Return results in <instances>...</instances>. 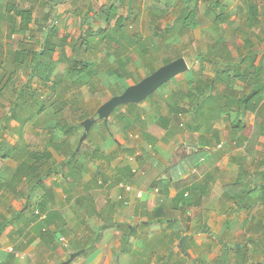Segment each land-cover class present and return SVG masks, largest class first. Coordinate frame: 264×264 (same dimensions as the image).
<instances>
[{"label": "crops", "instance_id": "crops-1", "mask_svg": "<svg viewBox=\"0 0 264 264\" xmlns=\"http://www.w3.org/2000/svg\"><path fill=\"white\" fill-rule=\"evenodd\" d=\"M60 1L52 0L50 9L53 2ZM243 2V48L249 51L243 52L245 55L239 62L260 57V77L264 79V0ZM251 5L256 10L252 11ZM250 15L254 17L251 27L247 25ZM236 46L240 43L233 46L235 51ZM6 50H0L2 62ZM231 51H225L219 60L237 66ZM8 68L11 67L5 69ZM200 79L193 102L183 98L188 96L187 91L173 92L170 84L169 89L156 91V97L150 101L133 104L136 106L127 103L124 116L128 121L119 127L114 120L110 130L95 132L91 137V127L87 131L84 124L86 137L76 144L73 136L69 140L76 150L72 154L76 158L73 175H69L65 155L50 146L53 171L44 175L46 167L40 165L37 172H32L29 168L35 164L32 152L44 150L48 138L24 128L38 127L41 121L27 117L23 126L21 121L12 120L14 134L9 138L5 135L0 141V264H141L140 257L148 264H157L158 256H169L172 250L173 259L179 257L178 252L182 253L183 264H194L198 259L195 255L203 253L208 254L210 261L223 255L218 264H227L229 259L224 251L243 248V244L231 245L224 240L229 233L235 232L236 238L261 240L262 245L264 98L254 112V135L251 123L246 120L250 111L238 113L243 109L238 102L230 112L236 113L231 121L225 115L228 108L224 107L220 114L211 111L226 89L221 88L226 79L214 97L210 92L203 97L199 94V86H205L203 77ZM231 92V98L237 97L235 100L242 95ZM200 98L208 100L205 105L208 107L197 115L194 107ZM209 98L216 102L211 104ZM120 118L124 119L121 115ZM104 122L107 124L108 120ZM88 141L91 142L87 144ZM254 142L255 173H245V179L241 158L250 153ZM5 144L8 151H3ZM45 161L43 158L42 162ZM254 175L255 189L240 190L239 181L250 183ZM127 186L133 190L127 191ZM235 190L251 194L238 199L234 197ZM139 191L143 193L140 197ZM252 206L255 225L244 230L251 219L248 214L244 217L243 212ZM183 236H188L185 253L179 247ZM244 245L251 248L250 242ZM83 249V253L69 261L73 253ZM263 256L257 254L255 260L264 262ZM184 257L190 260L185 261ZM160 264L170 263L163 260Z\"/></svg>", "mask_w": 264, "mask_h": 264}, {"label": "rangeland", "instance_id": "rangeland-1", "mask_svg": "<svg viewBox=\"0 0 264 264\" xmlns=\"http://www.w3.org/2000/svg\"><path fill=\"white\" fill-rule=\"evenodd\" d=\"M42 1L46 2V4ZM51 2L52 0H0V13L5 12L8 3H16V6L20 9L33 11V21L30 23L28 30L25 32L19 31L13 37L9 35V22L3 16L0 17V45L7 46L6 60L10 62L9 58L14 56L13 52L19 49L25 42L32 49L40 50L39 52L45 50L49 53H46L47 56L43 57L44 62L41 64L44 67L43 69H47L49 64L53 67V71L50 72V78L47 77L46 79H40L37 74L39 72L35 68L34 75L31 76L33 71L31 66L16 69L15 64L11 63V67L9 63L4 65L11 67L10 69H5L7 68L6 66L0 69V141L3 137L5 138V135L9 138L14 134L15 131L11 127L12 120H19L24 126L33 113H36L34 120L43 121V119H51V103L56 99L60 105L66 100L72 106L69 109L76 108L75 111L68 110L70 113H67L71 122L75 124L74 130L67 136L68 141L73 136L75 144L83 137L85 131L84 124L89 118L95 119L89 132V136L91 135V137L95 132H104L108 128L110 130L114 120L117 126L124 124L128 121L124 116L128 105L123 104L110 114L109 125L105 122L103 124L104 118L98 119V109L113 96L123 93L128 86L141 81L160 66L180 57H183L188 63L187 71L174 77L159 89L162 92L171 84L173 92H177L175 90L187 91L188 96H183V98H185V101L190 99L193 102L195 99L192 96L195 93V87L201 83L198 82L201 80L200 78L203 77L202 82L206 84L207 78L217 76L216 71L212 70V66L209 63H203V60L197 56L202 52L205 55L208 54L211 46L215 47L213 53L222 58L225 55V51L232 50L229 52L230 56L232 53L234 54V62L237 64V68L241 69V71L237 70L238 74L245 73L246 71L244 70L250 65V60L244 63L239 62V59H242L245 55L243 52L248 50V48H243V40L245 39L244 34H242L245 12L243 0H223L222 4L225 6L226 11L224 18H219L220 20L216 19L215 10L218 8L209 6L208 2L204 0L185 3L186 6L183 0H132V3L130 0H61L56 6L55 2H53L54 8L50 9ZM110 4L117 6V12L113 15L110 14V19H107L106 15H103L105 12L101 8L107 7ZM185 11H194L196 13L193 22L184 27L181 32H179L178 25V32L176 33L169 31L167 32L168 36L165 33H161L167 27L175 26L176 18L182 17ZM120 16L124 18L122 20L123 30L119 32L118 29L117 32H114ZM173 29L175 28L173 27ZM112 32L114 33L112 36L116 38L117 42L109 41L111 37H106L108 34H112ZM163 35H165V40H161ZM220 37L225 38L224 41L227 45L222 44L224 41L222 43L217 42ZM22 39L28 40H23L24 42L20 44L19 40ZM84 40H88L90 43V49L87 51L79 45ZM6 41L7 43H5ZM142 41L148 43V46L143 47L141 45ZM61 42H66V45L64 47L59 46ZM238 42L240 46H236L237 50L235 51V47L233 46ZM105 43L111 45V48L106 46ZM54 44L56 45L55 51H51L50 47ZM74 45L78 49L72 53ZM50 54L54 55L53 60L50 58ZM59 54L70 58H78L77 62L79 66L89 61L91 65L93 64L99 70V73L95 75L93 82H88V84L83 86L74 85L67 75V69L70 67L68 60H58ZM120 59L126 63L130 76H123L121 78L118 76L116 70L120 67ZM1 60L2 55H0V62H2ZM223 67L220 66L221 70L224 69ZM11 73L13 74L12 78L6 83ZM192 74H195L196 77L195 81L190 83ZM53 80H56L58 83L55 92L53 91V87H51ZM242 81L241 78L233 81L226 79L221 84V88L237 91L239 96L241 92L249 93L248 89L252 90V88L246 89ZM154 94L156 95V92ZM154 94L150 95L146 100L150 101V98L156 97ZM163 102H166V98H164ZM31 103L33 104L32 106L29 105ZM164 103L162 104L164 111H166ZM128 104H130L129 106L137 105ZM230 112L225 110V115L229 113V121L236 117L235 111H233V114ZM118 114L123 116L124 119L120 118ZM247 114L246 120L252 126L250 127V131H253L255 135V113L250 111ZM114 117H117V119ZM201 121L203 120L201 119ZM54 122L52 119L47 124L52 125ZM227 126L230 129V124ZM24 128L30 133H40V136L48 138L46 131L40 126L35 127L33 125V127L25 126ZM124 132L126 133V131ZM90 142L88 141L87 144ZM2 146L4 147L3 151H8V145ZM252 150L250 153L247 152L248 155L246 154V156L241 158L244 163L243 178L245 179V173H255V142ZM74 154H76V150ZM72 157L73 155L70 158ZM251 179L253 181L250 183L239 181V189H255V175ZM237 191L235 190L234 192L236 193ZM243 214L244 217L248 214V218L252 220V222H250L251 220L246 222L247 225L243 228L246 230L248 226L255 225V206H252L249 211L247 209L244 210ZM142 231L143 229L140 230V232ZM234 233H229L226 239H224V235L222 234H220V237H223L231 245L236 242L240 245L243 244V248L234 251L226 250L224 251V256L229 259V263L227 262V264H243L242 260L247 259L252 254L249 252V249L245 248L244 243L250 242L251 247L255 246V249H257L256 245L259 246L261 240H255V238L247 240L246 236L236 238V234ZM263 245L264 243H262L261 247ZM233 247L235 246L233 245ZM197 256L198 259L202 260V264H218L217 260L223 255H220L214 261H210L208 254L195 255V257ZM153 257H150V261H152ZM188 259L184 257L185 261ZM254 259L255 255L250 258L249 264ZM140 260L141 264H148L141 257Z\"/></svg>", "mask_w": 264, "mask_h": 264}, {"label": "trees", "instance_id": "trees-1", "mask_svg": "<svg viewBox=\"0 0 264 264\" xmlns=\"http://www.w3.org/2000/svg\"><path fill=\"white\" fill-rule=\"evenodd\" d=\"M192 1H195V0H183L184 4L190 3ZM204 1L208 2L209 6H213L214 8H218L217 10H215L216 11V19L220 20V19L224 18V16H225L224 14H225L226 9H225V6L222 4L223 0H204ZM130 2L132 3V0H130ZM55 3H58V2H55ZM186 4H185V6H186ZM251 6H252L251 7L252 11H253V9L256 10L255 6H253V5H251ZM116 7H117L116 5L110 4L107 7H102L101 10L103 12H105V13H103V15H106L105 17L107 19H110L111 15H113L114 13L117 12ZM52 8H54V6H52ZM2 16L4 18H6L5 20H7L9 22L8 28H9L10 37H13V35L15 33H18L19 31H21V32L27 31L30 23L33 21V11L32 10L20 9L14 3L13 4L12 3L7 4L5 12L0 13V17H2ZM195 17H196V13L194 11H192V12L185 11V13L182 17L176 18V21H175L176 25L174 24L175 26H169L165 30L161 31V33H165L166 36H168L167 32H169V31H172V33H174V32L176 33V32H178V30H177L178 25H179V32H181V31H183L184 27H187V25H189V23L193 22ZM256 17L257 16L255 15V18ZM122 20H124V18L122 16H120L119 20L117 22L116 28H115V32H117L118 29H119V31L123 29ZM253 20H254V17L252 15H250L247 19V25L249 27H251L253 25ZM173 27L175 29H173ZM165 35H163V37L161 36L162 37L161 40H165L164 39ZM106 37H108V36H106ZM110 37H111V39H109V41L117 42L116 38L114 36L111 35ZM23 40L24 39L19 40V43L21 44L22 42L27 41L28 39L24 40V41ZM224 40H225V38L220 37V39L217 42L222 43ZM84 41L79 45L81 47H83L85 51H87L88 49H90V45H89L90 43H89V41H86V42H84ZM222 44H225V41ZM105 45L108 46L109 48H111V45H109L108 43L107 44L105 43ZM141 45L143 47H147L148 43H144L142 41ZM55 47H56L55 44L52 47H50L52 49L51 51H55ZM73 47L74 48H73L72 53L76 52V49H78L75 45ZM214 48H215L214 46H211L209 51H208V54H206V55L203 54V52L200 53V55H197V56H199V58H201V60H203L202 61L203 63L204 62L209 63L210 66H212V70L216 71V73H217L216 77L207 78L205 86L203 84H201L199 86V88H198L199 94H201V96L203 97L206 93L210 92L211 97H214V94L218 93L217 90L220 88V84L224 82V79H228V80L233 81V80H237V79L241 78L243 80L242 83H244L243 86L246 89L252 88V90L248 89L250 91L249 93H246V92L243 93L242 92V95L240 97H238L239 100H235V96H233V98H231V95H232L231 90L225 89V91H222L221 98L218 99L216 104H213L216 102L215 100H212V98H209V100H210L209 102L211 104H213V107L210 109L212 112L215 111V113L220 114V111L224 112V110H225L224 107L228 108V111H231L235 105L234 103L238 102L239 104L238 103L237 104L240 105L241 108H243L241 111H238V113H244L245 114L248 111L255 112L257 110L258 106L260 105L261 101L264 98V79H261V77H260V71L262 68V62L260 61V57L258 58L257 56H255V58L250 60V65L244 70L246 72L238 74L237 70L241 71V69L237 68V66H233L231 64H228L227 62H222L221 60H219V57L215 53H213L215 50ZM1 50H3V51L6 50L5 46H2ZM39 51L32 49V47H28V45L24 42V44H22V46L19 49H17L15 52H13L14 56L9 58L10 62H8L6 60V58L4 61H5V63H10V66H11V63L15 64L16 69L31 66L32 70H33L31 76L34 75V68H35L36 71L39 72V73H37L39 76L38 75L37 76L40 79H46L47 77L50 78V76H51L50 72L53 71L52 65L49 64L47 69H43L44 67H42V65H41L44 62L43 57L48 52L45 50H42L41 52H39ZM50 55H51L50 58L53 60L54 55L53 54H50ZM214 55H215V57H213ZM58 60H60V61L68 60V64L70 67L67 69V75L72 80L74 85L83 86V85L88 84V82H91V81L93 82L95 75L99 73V70L97 68H95V66L93 64L91 65V62H89V61H86L84 64L80 63L82 65L79 66V63L77 62L78 58H70L68 56H64V55L62 56L60 54H59ZM3 62H1V63H3ZM119 63H120V67L116 70L118 76L120 78L123 76H130V72L127 70L126 63L122 59L119 60ZM220 66H224L225 69L221 70ZM3 67H4V64H0V69L1 68L3 69ZM12 73L9 74L6 83H8L11 80L12 75H13ZM195 77L196 76L194 74H192V79H191L190 83L195 81ZM252 84H253V86H252ZM57 85H58L57 81L53 80V82L51 83V87H53L54 92L57 90V87H56ZM246 89H244V90H246ZM207 101L208 100H205L202 98L197 100L195 107H194L195 113L197 115H198V112L200 113L205 109V107H208V106H205ZM255 101H257L256 104H255ZM57 102H58V100L56 99V100H54L53 103H51V108H52L51 109L52 110L51 119H43V121H41L42 126L40 125L41 128L43 130H45L46 133H48V135H49V137L47 139L48 145L44 150H40V151L38 150V151L32 152L33 154L31 156V158L33 160L35 159L33 162L35 164L34 165L32 164V166H30L29 168L32 169L31 170L32 172H37L41 167L40 165H44L43 167H46V172L44 175H46L48 172L53 171L54 166H52L51 163L49 162L52 159V153L48 149V147L50 146L52 149L57 150L59 153L61 152L60 154L65 155L66 164L71 169L70 170L71 173L69 175H73L72 173H74V171H72V169L74 170V168H75L74 163L76 162V158L75 157L70 158V157L74 153L75 149L71 148V144L68 141L67 136L69 134H71L72 130H74L75 124H73L71 122L67 113H70L69 111H75L76 108L75 109H69L72 106L70 105L69 102H66V100L63 101L62 105H60ZM238 108H239V106H238ZM226 114H228V116H229V113H226ZM34 116H36V113H33L32 117L34 118ZM97 116H99L98 112H97ZM52 119L55 121L54 124H52V125L47 124V122H49ZM98 119H99V117H98ZM107 124H110V116L108 118ZM235 127H237V125H235ZM35 135L39 136L40 133H36ZM0 149H1V147H0ZM7 150H9V149H7ZM43 158L46 159V161L44 163L42 162ZM47 160H48V162H47ZM35 183H37V181H35ZM247 194H251V193H249L245 190H243L241 192L238 190L234 194L235 195L234 197L241 199V198H244V196ZM125 241H128V239L126 238ZM256 246H257V249H255V246L249 248V252H251L252 254L247 259L242 260L243 264H249V262L251 261L250 258L254 255H257V254H263L264 255V249L261 247V243L259 244V246L258 245H256ZM174 254H175V252L172 250L169 252V256L160 255V256H158L156 263L160 264V262H162L164 260V263L167 262L170 264H183V261L181 260L182 253L178 252L179 257L176 259H173V257H172ZM263 258H264V256H263ZM201 262L202 261L197 259V261L195 260L194 264H202ZM250 264H264V262L262 261L261 263L260 262L258 263L257 260L254 259Z\"/></svg>", "mask_w": 264, "mask_h": 264}, {"label": "water", "instance_id": "water-1", "mask_svg": "<svg viewBox=\"0 0 264 264\" xmlns=\"http://www.w3.org/2000/svg\"><path fill=\"white\" fill-rule=\"evenodd\" d=\"M188 69V63L183 57L177 58L163 66H160L152 74L144 77L141 81L128 86L125 91L119 95L113 96L111 99L106 101L98 109L99 118L107 119L110 114L119 106L127 103L138 104L146 100L150 95L155 93L161 86L169 82L174 77L186 72ZM95 119H87L85 126L88 131ZM87 134L83 136V139ZM65 165V164H64ZM188 236H183L179 242V247L182 252L185 253V239ZM239 247V246H238ZM85 249L73 253L70 256L69 261L74 259L76 256L84 252ZM190 256L188 253H186ZM68 263V262H67ZM65 263V264H67Z\"/></svg>", "mask_w": 264, "mask_h": 264}, {"label": "built area", "instance_id": "built-area-1", "mask_svg": "<svg viewBox=\"0 0 264 264\" xmlns=\"http://www.w3.org/2000/svg\"><path fill=\"white\" fill-rule=\"evenodd\" d=\"M126 189H127V191H132L133 190L132 186H127ZM137 195L140 197V196L143 195V193L141 191H139V192H137Z\"/></svg>", "mask_w": 264, "mask_h": 264}, {"label": "clouds", "instance_id": "clouds-1", "mask_svg": "<svg viewBox=\"0 0 264 264\" xmlns=\"http://www.w3.org/2000/svg\"><path fill=\"white\" fill-rule=\"evenodd\" d=\"M90 119V118H89Z\"/></svg>", "mask_w": 264, "mask_h": 264}]
</instances>
